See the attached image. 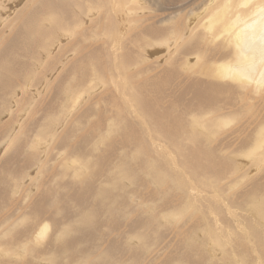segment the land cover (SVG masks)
<instances>
[{"label": "rangeland", "instance_id": "rangeland-1", "mask_svg": "<svg viewBox=\"0 0 264 264\" xmlns=\"http://www.w3.org/2000/svg\"><path fill=\"white\" fill-rule=\"evenodd\" d=\"M71 1L69 13L64 15H71V23L82 20L83 27L79 31L82 35L93 34L79 47L77 55L74 34L64 32L61 0H0V264H235L234 261L258 264L256 251L261 246L259 240L264 243V222L254 215L252 202L244 199L253 190L264 193V167L259 173L253 159L238 154L242 149L245 151L243 144L247 140L241 145L238 143L245 135L249 138L250 126H241L242 131L235 134L220 132L221 136L215 138L218 142L213 138L216 143L207 144L210 151L213 149L216 160L224 159L241 173L233 176L228 173L229 177L226 174L221 179V187L226 189L224 204L229 205L230 210L233 208L236 217L229 216L222 200L221 212L216 214L217 225L206 211L211 198L200 195L195 202L205 214L200 220L198 209L188 217H164L180 203H186V193L172 190L176 185L172 174L178 172L169 166L170 162H175L181 169L183 158L170 147H159L158 135L141 126L132 113L127 120L136 124L135 131L109 133L102 143L95 145L99 131L92 127L101 120L102 110L108 106L104 99L111 96L104 93L101 84L81 83L86 68H81L79 63L85 60L88 66L91 61L90 65L102 66L99 68L104 71L110 67L107 64L111 62L112 51L129 59L143 57L141 75L131 85L137 88L142 83L140 87L150 94L144 93L147 99L176 96L187 79L186 71L179 70L176 76L169 74L174 72L169 65L177 56L169 60L168 46L155 42L150 32L155 28L182 27L186 31L183 38H187L190 30L196 29L198 16L186 21L181 10L197 0H180L185 5L178 10H162L158 4L154 7L141 2L146 3L145 19L139 23L118 19L117 36L110 41L103 36L96 39L97 33H94L104 17H100L96 9L81 14L75 0ZM191 7L188 8L190 14H196L191 12ZM50 15L61 22V28L55 27ZM156 15L155 19L148 17ZM91 19L96 23H91ZM160 20L163 22H158ZM143 37L151 40L150 45L146 40L142 45ZM197 45L194 49L183 45L174 52L187 56L191 64L193 54L199 51ZM212 47L207 45L201 51L210 58ZM102 54L108 55V59ZM137 68L130 67L129 72ZM75 74L76 83L68 92L79 101L70 109H62L70 97L65 89ZM111 77L109 70L102 79ZM187 81L194 84L190 79ZM113 83L106 91L119 97L122 88L115 89ZM232 125L236 127L235 123ZM232 125L226 129L230 130ZM239 132H243L242 135ZM141 144L149 146L147 153H137ZM167 151L174 156V161L164 157ZM121 162L128 163L132 177L113 181ZM74 163L81 165L84 174L81 180L71 171ZM156 167L166 178L163 189L152 179ZM216 205L212 203L209 207L216 211ZM235 218L241 223L239 228L244 227L250 238L246 252L240 246L246 245V234L236 228ZM43 225L47 230L40 237L38 231ZM208 230L217 238L224 237L210 242ZM226 237L231 240L225 242Z\"/></svg>", "mask_w": 264, "mask_h": 264}, {"label": "bare ground", "instance_id": "bare-ground-1", "mask_svg": "<svg viewBox=\"0 0 264 264\" xmlns=\"http://www.w3.org/2000/svg\"><path fill=\"white\" fill-rule=\"evenodd\" d=\"M141 2H147L148 5L154 7L158 4L160 6L159 9L162 10H178L185 5L182 4L180 0H75V5H78L80 13L82 11L90 12L92 9H96L99 12V16L104 17L103 22L99 24L98 30L94 33H97L96 39L99 36H103L110 41L116 33L118 19L133 21V23H139V21L145 19V12L147 10L146 3L141 4ZM71 3V0H61L63 15H61V21L64 24V32L71 31L76 38L77 50L75 54L77 55L80 53L79 47L85 45V43L93 37V34L82 35L81 32H79L83 27V22L81 23L82 20L78 21V23H71V15H64L69 13L68 6ZM90 4H93L94 7ZM190 5H192L191 12L197 15L190 14L188 9ZM190 5L186 9L181 10V12H184L185 20L189 21L195 16L198 17L195 19L197 21L196 29H194V31L190 30L187 38H183V33H186V31L182 27L155 28L150 32V35L156 38L155 42L159 45L168 46L167 49L168 52H170L168 56L169 60V57L177 56V59L174 60L172 64L173 66L169 65L171 66L170 69L174 72L169 74L176 76L179 70H184L186 71L185 77L192 80L194 84L186 79L183 86L179 87L176 96L169 99L153 96V99H147L144 93L148 91L143 89L144 87L141 88L142 83L140 85L141 87L137 86V88L131 85V82L138 78L139 74L141 75L140 66L144 65L145 59L143 57L142 59L144 60L129 59V56L127 58L123 55L119 57L117 56L118 52L114 53L113 51L111 53V58L109 57L111 62L107 64L111 68L114 67L113 69L108 67L103 71V69L99 68L102 66L93 67L90 65L91 61L88 62L90 63L88 66L85 60H83V62L79 61V66L81 68H86L81 83L86 86L101 84L105 90L104 93L111 96V99H104L108 103V106H106V109L104 108L102 110L99 118L101 120H98V123L94 124L95 126L92 127L93 130L99 131V136L95 145L102 143L109 133L119 130L127 132L135 131L136 124H131V121L127 120H130V113H132V116L141 123V126L152 129L158 135L161 141V144H158L159 147L162 149L170 147L176 154L183 158L180 164L181 169H179L175 162H170L169 166L178 172L172 174V178L176 182L172 190L186 193V203H180L177 209L170 210L164 217H188L193 214V211L198 209L195 202L197 196L200 195L202 197L211 198L206 206L208 209L206 211H208V215L213 218L214 223L217 225L219 219L216 214H220L221 212L219 203L221 204L220 201L222 200L223 208L229 216L236 217L233 208L230 210L231 207L224 204V193L226 189L223 190L221 187L223 182H221V179L226 174L229 177L230 174L233 176L235 173L238 174L239 171L238 168L233 164H228L224 159L216 160L215 156H213V149L210 151L208 148V142H213V138L215 139L217 136H221V134H219L220 132L224 135L229 132L235 134L239 130L242 131L243 128L241 126H250L251 132L249 138L245 135V138L243 136L242 140H239L240 138L238 139L240 141L239 143L238 141L235 142L243 133L239 132L241 135L238 137L236 136V140L233 139V141L241 145L243 143L242 141L246 139L247 142L243 144L246 147H244L245 151L242 152L243 149L239 151V156L241 154L247 159H253V166L255 165L258 171L264 167V0H197V2H193ZM199 10H202L205 14L202 16V12L200 11L201 13L198 15ZM124 14L125 18L123 17ZM148 17L150 19L158 18L157 15ZM49 18L53 19L55 27L61 28L60 21L54 19L52 15H50ZM90 22L93 24L96 23L92 19ZM158 22L161 23L163 20ZM199 28L201 31L197 32ZM153 32H156V34H151ZM143 39L141 38L138 40H143V44L141 43L142 45H144V41L146 40L144 37ZM83 40L86 41L81 43ZM147 40L146 42H149L148 45H150L151 40ZM215 43L218 45H215ZM141 44L140 46L142 47ZM196 44H198L197 47L199 51L193 54L194 61L191 64H189L190 59H188L187 56L174 52L175 48L183 45L184 48L190 46L194 49ZM170 45L174 47H171V49ZM207 45L213 46L210 50V58L201 51V49ZM104 46L106 45L104 44ZM136 50H139V46ZM141 50L142 52L144 51L143 49ZM137 51H135V53ZM106 56L108 57V55ZM88 59H90V57ZM91 59L93 60V58ZM96 60L99 61V58L97 57ZM96 60L94 61L96 62ZM100 62L102 63V60H100ZM100 62L99 64H101ZM103 66L106 67V65ZM137 66V70L134 69L135 72H129L130 67L133 68ZM109 70L112 71V77L103 80L102 78L105 77L106 72ZM121 71L123 75H121ZM117 79L120 81L119 83L115 81ZM69 82V85H67L68 87L66 86L69 89H65V94H69L70 97L67 98L66 107L63 105L62 109H70L79 101L77 96L75 97L68 92L76 83V74L69 79ZM112 82H115L113 83L115 89L122 88L119 97L106 91ZM82 92L88 93L86 90ZM156 92L157 91H155V94ZM193 92H198L197 96ZM188 95H191L188 97L189 99L187 98ZM76 116L78 117L77 114ZM89 118L91 119V117ZM234 123L237 128L232 125ZM229 125L233 127L227 130L226 128ZM216 140L217 139H215V141ZM222 144L225 145L223 142ZM220 149H222V145ZM148 150L149 146L147 144H141L137 153L145 154ZM164 157L174 161V156H172L170 151L164 153ZM71 171L78 180L84 177L79 163H74L71 166ZM130 171L128 163L121 162L113 174V181L130 179L132 177ZM259 173H261V171ZM152 179L161 189L166 186V178L159 167H156L154 170ZM226 188L229 187L226 186ZM248 199L253 204L254 215L264 222V193L253 190L245 196L244 200L248 201ZM212 203H214V205L217 204L215 206L216 211L213 210L214 208L211 209V207H209ZM246 204L248 203L246 202ZM190 208H192V211H190ZM250 211L251 209L249 212ZM204 215L205 214L201 212L200 215H198V219L200 220ZM240 224L241 223L235 218L234 225L236 228L244 231L246 234V245L240 244L241 248H244L246 252L250 238L247 236L244 227L239 228ZM198 227L200 226H197V228ZM46 230L47 226L43 225L39 229L38 235L42 237ZM223 237L217 238L214 233L208 230V239L210 242H215ZM254 237L257 241L255 235ZM230 240V238L226 237L225 242H229ZM259 243L261 246L257 249L256 256L258 264H264V243L260 240ZM247 257L248 256L245 258L247 259ZM243 259L244 256L241 261H243ZM234 263L236 264V261H234Z\"/></svg>", "mask_w": 264, "mask_h": 264}]
</instances>
